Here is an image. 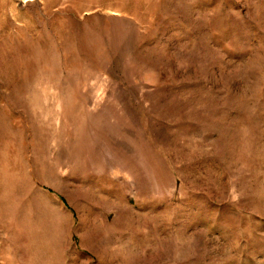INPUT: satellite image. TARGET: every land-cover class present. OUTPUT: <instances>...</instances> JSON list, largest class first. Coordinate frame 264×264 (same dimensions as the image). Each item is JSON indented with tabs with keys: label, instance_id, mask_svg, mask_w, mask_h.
I'll list each match as a JSON object with an SVG mask.
<instances>
[{
	"label": "rangeland",
	"instance_id": "obj_1",
	"mask_svg": "<svg viewBox=\"0 0 264 264\" xmlns=\"http://www.w3.org/2000/svg\"><path fill=\"white\" fill-rule=\"evenodd\" d=\"M0 264H264V0H0Z\"/></svg>",
	"mask_w": 264,
	"mask_h": 264
}]
</instances>
